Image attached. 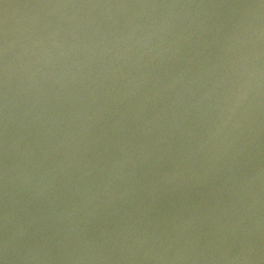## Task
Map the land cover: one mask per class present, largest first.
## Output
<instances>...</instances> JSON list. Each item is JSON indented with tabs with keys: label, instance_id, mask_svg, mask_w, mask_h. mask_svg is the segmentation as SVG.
<instances>
[{
	"label": "water",
	"instance_id": "1",
	"mask_svg": "<svg viewBox=\"0 0 264 264\" xmlns=\"http://www.w3.org/2000/svg\"><path fill=\"white\" fill-rule=\"evenodd\" d=\"M0 264H264V0H0Z\"/></svg>",
	"mask_w": 264,
	"mask_h": 264
}]
</instances>
